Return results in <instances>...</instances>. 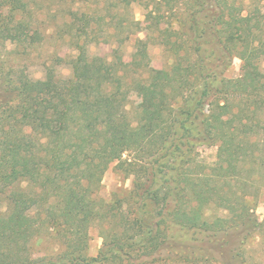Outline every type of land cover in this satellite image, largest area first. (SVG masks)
<instances>
[{"label": "trees", "instance_id": "1", "mask_svg": "<svg viewBox=\"0 0 264 264\" xmlns=\"http://www.w3.org/2000/svg\"><path fill=\"white\" fill-rule=\"evenodd\" d=\"M39 1L0 0V264H264V12L248 0H82L93 8L90 29L67 33L76 54L34 77L27 60L48 33ZM134 1L168 62L149 67L146 48L134 52L148 93L132 117L130 63L91 45L130 39L120 16ZM236 57L241 74L228 78ZM209 145L211 168L196 163ZM114 163L132 188L106 200ZM94 226L103 243L91 256ZM44 237L59 248L38 251Z\"/></svg>", "mask_w": 264, "mask_h": 264}, {"label": "rangeland", "instance_id": "2", "mask_svg": "<svg viewBox=\"0 0 264 264\" xmlns=\"http://www.w3.org/2000/svg\"><path fill=\"white\" fill-rule=\"evenodd\" d=\"M40 3V26L48 28L44 44L35 48L31 58L27 60L31 66L29 73L34 77L43 76V62L50 61L54 55H59L65 60H69L72 55L76 54L75 41L70 37L69 32L77 34V26L90 29L91 13L93 5L82 0H41ZM152 2V1H150ZM249 7L254 10L264 12V0H248ZM104 6V5H102ZM71 7L76 10L79 19L74 21L73 15L70 13ZM115 13V14H114ZM116 9L111 12L103 10L101 14L107 17L106 23L103 26L109 27L108 21L110 15L117 17ZM121 18L125 19L128 24H131L126 29V34L130 35V39L126 40L124 45L119 43L117 35H101L98 44L91 45V52L102 56H108L110 59L119 56L123 62L130 63L131 69L126 72V81L130 85V99L128 109L132 117H135L137 111L142 108L144 99L148 93V86L144 80L145 73L141 68L134 67L133 58L134 52L145 49L147 50L148 66L161 67L168 62V56L164 48L153 41L152 23L148 16V9L143 3L134 1L130 8L122 11ZM71 22L72 25H66L65 22ZM73 21V22H72ZM75 23V25H74ZM70 26V27H69ZM72 30V31H71ZM66 34V35H65ZM63 35V36H62ZM83 40V37H81ZM12 44H8V48H12ZM21 49V48H20ZM147 62V61H146ZM146 64V63H145ZM242 60L236 57L231 66L227 69L225 75L228 78H237L241 74ZM60 76L68 78L71 76V67L67 61H63L57 66ZM127 154H125L126 156ZM217 147L214 145L203 146L199 149L196 157V163L211 168L216 165ZM133 177L126 176L115 163L110 166L103 177L102 186L99 191V196L109 200L114 194L126 195L132 188ZM0 210H5V204L0 201ZM257 214L261 220H264V185L260 189L258 198ZM33 212V211H32ZM30 213L32 216L33 213ZM103 238L100 236L98 227L94 226L90 229L89 254L96 256L102 246ZM59 248V242L51 237H44L41 244L36 247L38 251H50Z\"/></svg>", "mask_w": 264, "mask_h": 264}]
</instances>
